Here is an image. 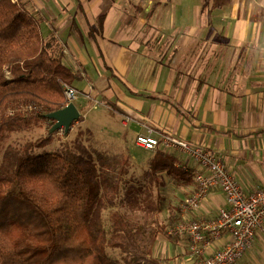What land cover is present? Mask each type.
<instances>
[{"label":"crops","instance_id":"obj_1","mask_svg":"<svg viewBox=\"0 0 264 264\" xmlns=\"http://www.w3.org/2000/svg\"><path fill=\"white\" fill-rule=\"evenodd\" d=\"M23 1L35 8L51 49L76 73L80 103L92 104L94 116L102 105L112 112L123 128L112 136L123 146L148 151L137 144L138 134H170L221 157L247 195L264 188V0L215 7L205 0ZM99 125L107 130V122ZM168 149L185 169H197ZM167 179L185 197L196 188L194 179ZM227 206L214 187L188 217L214 219ZM228 240L223 234L213 250ZM168 252L170 261L187 260L188 240L178 238ZM235 264H264V224Z\"/></svg>","mask_w":264,"mask_h":264},{"label":"trees","instance_id":"obj_2","mask_svg":"<svg viewBox=\"0 0 264 264\" xmlns=\"http://www.w3.org/2000/svg\"><path fill=\"white\" fill-rule=\"evenodd\" d=\"M25 3L0 0V143L9 131L47 126L48 133L0 148V264H123L108 246L120 248L126 264H160L153 255L158 234L181 221L185 197L148 238L119 210L110 213V225L103 222L101 196L114 203L130 155L94 157L79 141V151L44 150L59 133L50 132L47 114L65 105L64 86H74L76 73L52 54ZM169 150L151 157L152 177L159 183L156 174L166 171L193 180L196 169H185Z\"/></svg>","mask_w":264,"mask_h":264},{"label":"rangeland","instance_id":"obj_3","mask_svg":"<svg viewBox=\"0 0 264 264\" xmlns=\"http://www.w3.org/2000/svg\"><path fill=\"white\" fill-rule=\"evenodd\" d=\"M31 5V2H29L26 6L27 10H30V13L37 17L35 13L36 10L30 7ZM51 51L53 55H57V51L53 49ZM89 97L90 96H86V98ZM80 99V96H77L73 102L79 108L81 117H83L82 120L80 117L68 134L64 133L62 130H58L59 133L56 134L55 141L45 147L44 150L65 151L73 149L79 151L78 147L75 146L79 141L81 145H83V148L89 150L94 157H97L99 153L109 156L117 155L119 157L130 155L126 164L127 172L122 178L120 191L115 196L114 203L109 204L105 195L101 196V201H103L100 213L103 222L110 225V213L114 210H119L127 219L135 224L136 229L142 230L144 236L148 238L151 236L152 230L157 228L159 223H164L168 220V216L175 212L174 208L178 202H181L182 197L185 196L179 193L178 189L180 187H175V185L169 183L166 173L156 174V177L160 179L159 183L152 177L150 159L154 155L155 149L146 151L133 144L132 146L128 145V147L123 146L118 139L112 136L116 134L115 131L117 129L120 130L118 132H122L123 130L120 126L118 128L115 126L117 121L115 116L112 115V112L104 111L107 109L102 105L99 108L100 110H98L100 114L94 116L97 110L94 111L90 109L92 104L90 105L89 103L84 106L83 103H80ZM95 105H98V103H94V106ZM115 107L117 111L120 108V106L116 105ZM110 115H112L114 120L109 119L107 121ZM118 118L120 122L122 117L119 116V113ZM100 121L108 123V126H106L107 130H104L99 125ZM47 133V126H34L18 131H9L4 139L1 140L0 148L3 150L11 143L19 145L27 140H35ZM37 151L41 152L43 149H38ZM133 155H135L137 159L133 158ZM170 227L171 226H169V228ZM177 239L176 237L168 235L166 232L159 233L157 242L154 245L153 255L160 261L170 260L171 258L168 256L170 252H168V250L174 248ZM107 250L110 256L119 258L123 264H126L123 259L124 253L120 248L108 246ZM142 264L153 263L145 261L142 262Z\"/></svg>","mask_w":264,"mask_h":264},{"label":"built area","instance_id":"obj_4","mask_svg":"<svg viewBox=\"0 0 264 264\" xmlns=\"http://www.w3.org/2000/svg\"><path fill=\"white\" fill-rule=\"evenodd\" d=\"M64 88L66 106L76 99L79 91L70 85ZM136 142L145 149L158 146L176 149L197 167L195 191L181 204L184 217L167 231L172 237L188 240V259L180 263L162 260L160 264H235L252 245L257 231L264 224V188L247 195L223 159L202 145L170 134L158 137L138 134ZM214 187L224 192L228 206L220 208L214 219L189 218L190 213L199 210ZM225 233L228 242L221 249L213 250Z\"/></svg>","mask_w":264,"mask_h":264},{"label":"water","instance_id":"obj_5","mask_svg":"<svg viewBox=\"0 0 264 264\" xmlns=\"http://www.w3.org/2000/svg\"><path fill=\"white\" fill-rule=\"evenodd\" d=\"M47 117L54 121L50 128L51 133L62 130L67 134L72 129L73 125L80 119L81 112L72 101L61 109L48 113Z\"/></svg>","mask_w":264,"mask_h":264}]
</instances>
